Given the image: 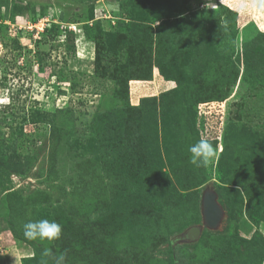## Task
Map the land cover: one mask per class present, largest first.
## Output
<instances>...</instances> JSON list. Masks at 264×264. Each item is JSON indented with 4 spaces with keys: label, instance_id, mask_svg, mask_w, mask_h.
Instances as JSON below:
<instances>
[{
    "label": "rangeland",
    "instance_id": "1",
    "mask_svg": "<svg viewBox=\"0 0 264 264\" xmlns=\"http://www.w3.org/2000/svg\"><path fill=\"white\" fill-rule=\"evenodd\" d=\"M0 6V264H264V0Z\"/></svg>",
    "mask_w": 264,
    "mask_h": 264
},
{
    "label": "clouds",
    "instance_id": "2",
    "mask_svg": "<svg viewBox=\"0 0 264 264\" xmlns=\"http://www.w3.org/2000/svg\"><path fill=\"white\" fill-rule=\"evenodd\" d=\"M191 154L189 163L196 167L206 166L218 154V146H215L207 139L200 138L196 143L188 146ZM23 235L29 240H47L49 242L59 240L62 235V225L55 220L38 219L30 220L23 225ZM50 254L49 249H45L44 256ZM64 254L61 253L57 257L56 264H63Z\"/></svg>",
    "mask_w": 264,
    "mask_h": 264
},
{
    "label": "water",
    "instance_id": "3",
    "mask_svg": "<svg viewBox=\"0 0 264 264\" xmlns=\"http://www.w3.org/2000/svg\"><path fill=\"white\" fill-rule=\"evenodd\" d=\"M203 213L205 227H216L221 219L222 211L216 200V196L212 192H206L203 201ZM190 235L198 237L200 228L193 227L189 230Z\"/></svg>",
    "mask_w": 264,
    "mask_h": 264
},
{
    "label": "trees",
    "instance_id": "4",
    "mask_svg": "<svg viewBox=\"0 0 264 264\" xmlns=\"http://www.w3.org/2000/svg\"><path fill=\"white\" fill-rule=\"evenodd\" d=\"M2 8V6H0V14H1V9ZM231 13H233L234 15H236L237 13H236V11H234V10H232L231 11ZM144 17V16H143ZM57 33H59V30L57 31ZM251 47V50H250V54H253V49L255 48L254 46H250ZM52 50V49H51ZM97 55V54H96ZM248 55H249V53H246V62H247V60H248ZM255 56V55H254ZM249 64V66L246 68V70L247 71H244V73L242 74V78H243V76L245 75V73H247L248 71H249V69H255V71L254 72H256L257 74L256 75H254V77H256L258 74H262V72L264 71V68H263V66H261L260 64V61H259V59L258 58H256V61L255 60H251V62L250 63H248ZM247 66V65H246ZM262 71V72H261ZM134 77H137L136 79H139V77L138 76H134ZM235 80L237 79V78H239V72H237L236 73V75H235ZM130 79H135V78H130ZM34 108V107H33ZM35 112L34 113H37V115H38V117H39V119H42L43 118V116H44V111H42V110H39L37 107H35ZM59 110H62L61 108L59 109ZM46 112V111H45ZM48 113V112H47ZM48 117V116H47Z\"/></svg>",
    "mask_w": 264,
    "mask_h": 264
},
{
    "label": "bare ground",
    "instance_id": "5",
    "mask_svg": "<svg viewBox=\"0 0 264 264\" xmlns=\"http://www.w3.org/2000/svg\"><path fill=\"white\" fill-rule=\"evenodd\" d=\"M79 55L81 56V57H84V49L83 48H81L80 49V52H79ZM84 59V58H83ZM91 63V62H90ZM80 64V63H79ZM86 64V63H85ZM93 64V63H92ZM87 66V65H86ZM76 70H77V68H76Z\"/></svg>",
    "mask_w": 264,
    "mask_h": 264
},
{
    "label": "flooded vegetation",
    "instance_id": "6",
    "mask_svg": "<svg viewBox=\"0 0 264 264\" xmlns=\"http://www.w3.org/2000/svg\"><path fill=\"white\" fill-rule=\"evenodd\" d=\"M3 12V14L5 15L6 14V9L4 10V11H2ZM20 26H22V25H20ZM30 27H32V26H30ZM39 33V32H38Z\"/></svg>",
    "mask_w": 264,
    "mask_h": 264
},
{
    "label": "crops",
    "instance_id": "7",
    "mask_svg": "<svg viewBox=\"0 0 264 264\" xmlns=\"http://www.w3.org/2000/svg\"><path fill=\"white\" fill-rule=\"evenodd\" d=\"M3 255V254H2ZM1 256V255H0ZM3 259V258H2ZM1 262V261H0ZM9 264H12L11 262Z\"/></svg>",
    "mask_w": 264,
    "mask_h": 264
}]
</instances>
